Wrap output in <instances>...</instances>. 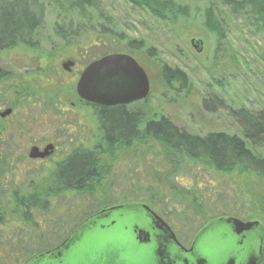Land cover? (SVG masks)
I'll return each mask as SVG.
<instances>
[{
  "label": "rangeland",
  "instance_id": "1",
  "mask_svg": "<svg viewBox=\"0 0 264 264\" xmlns=\"http://www.w3.org/2000/svg\"><path fill=\"white\" fill-rule=\"evenodd\" d=\"M174 1L186 8V16L175 18L173 14L162 13L166 17H157L146 7H136L127 0H97L86 9L85 18L75 14L65 19L58 15L69 12L71 0H47L48 11L46 9L47 14L44 16L46 23L40 33L38 46L0 50V67L10 72L9 77L0 82V109L12 106V113L6 121L0 117V125L9 128L19 121H27V113H32V109L39 111L31 106L33 102H43V105L52 102L53 109L49 110V122L42 115L37 116L40 123L35 119L31 122L33 124L30 128L33 129L27 135L30 136L19 145V136L12 137L15 156H23L21 151L27 150V140L37 145L58 141L61 151L64 150L63 147H67L73 136L71 129L60 124L64 120H53L52 114L58 113L57 108L55 109L57 103L62 104L65 112L72 108L71 104H77L75 112L98 134L93 111L78 103L75 71H80L90 61L100 59L113 51L133 56L145 68L151 81V93L145 101L138 103V107L147 111L149 118L163 116L179 128L202 137L213 132H226L242 137V129L235 113L245 109L251 113L264 110V25L249 12H235L223 0ZM208 7H212L221 20L217 33L210 32L205 27V10ZM68 21L72 23V30L76 31L79 27L82 32L78 38H68L67 41L57 36L55 30L58 26H67ZM102 24L106 30L112 29L124 36V40L112 33L101 34L99 26ZM130 40L142 41L146 50H154L152 55L145 50L128 51L126 46ZM193 41L201 44L195 47ZM199 46L202 48L201 53L197 51ZM70 61L77 63L76 67H71L72 73L62 67ZM162 64L178 67L188 75L189 93L179 85L171 88L165 85L161 78ZM61 113L62 111L59 112ZM129 159L138 165L140 175L146 182L145 186L149 189L157 188L162 194L178 190L179 187L193 190V178L175 177L173 173L177 170L170 152L155 141L137 142L129 154H108L104 161L108 166L109 162L112 163V171L110 168L107 170L112 174L120 165L130 164L132 161ZM46 167L50 171L52 165ZM205 167H196L202 174L199 186H203L206 179H209L216 185L217 182H222L235 188L238 193L235 192L232 197L229 196L231 199L223 201L232 200L238 204L236 200L239 198L247 200L257 207L256 210L264 222L263 181L240 173L223 177L224 175ZM18 178L16 186L24 181L22 176ZM119 178L120 176H115V179ZM108 180L100 176L93 185L92 189L100 193V198L108 188ZM137 187H130L126 196L132 198ZM188 193L196 198L194 191ZM116 194L119 196V192ZM65 206H71L70 202ZM0 207L4 209L6 219V224L0 225V245H3L6 243L3 238L9 239L8 237L21 233L20 229L23 227L13 214L14 203L11 198H1ZM55 211L56 207L53 206L50 216ZM202 214L207 219L206 214ZM73 220L76 221V218ZM68 228L69 226H63L61 231L51 227L46 231L58 235L57 242ZM9 244L14 246L13 241ZM20 262L14 254L0 250V264Z\"/></svg>",
  "mask_w": 264,
  "mask_h": 264
},
{
  "label": "trees",
  "instance_id": "2",
  "mask_svg": "<svg viewBox=\"0 0 264 264\" xmlns=\"http://www.w3.org/2000/svg\"><path fill=\"white\" fill-rule=\"evenodd\" d=\"M95 1L97 0H71L69 12L60 13L58 16L69 19L70 15L76 14L85 18L86 9L94 5ZM127 1L136 7H146L157 17H166L162 16V13L173 14L175 18L187 14L186 8L174 0ZM223 1L237 13L245 11L255 15L257 21L264 25V0ZM47 4V0H0V50L19 46L37 47L40 33L46 23L44 16L47 14ZM67 23V26L56 28V35L67 41L68 38H78L82 30L79 27L76 31L72 30V23L69 21ZM220 26L221 20L217 12L208 7L205 10L206 29L217 33ZM99 32L104 35L112 33L113 36L124 40V36L112 29L106 30L103 24L99 26ZM126 48L131 52L145 50L151 55L154 51L146 50L143 42L137 40H130ZM113 53L117 52L107 54ZM139 63L143 67L142 63ZM9 74L0 67V82L6 80ZM161 78L168 88L179 85L182 90L189 93L188 75L180 68L162 64ZM45 107L51 110L52 102L45 104ZM94 114L100 134L94 148L89 150L80 148L72 152L60 163L52 166L50 171L47 170V165L29 164L25 157H15L12 154L0 157V199L6 197L12 199L13 214L23 227L20 229L21 233L10 236L9 239L3 238L6 245H0V250L14 254L17 261L21 260L18 264H29L39 255L61 246L92 214L110 203L124 199L128 184L133 181L141 184L143 197L163 202L165 200V206L171 208L174 214L180 215L188 224H193L195 218L202 222L205 219L207 223L219 217L258 220L264 223L256 210L257 207L247 200L239 198L236 200L238 204L232 200L225 202L237 192L235 188L228 187L222 182H217L216 185L209 179H206L203 186H199L202 174L196 168L198 165H204L217 174L224 175L223 177L231 173H240L255 176L264 182V151L257 152L258 149L264 150V110L251 113L245 109L235 113L242 129V137L226 132H213L204 137L191 134L163 116L149 118L148 112L141 108L134 110L130 107L128 110L124 106L115 109L95 107ZM27 124L28 119L24 123L19 121L11 127L12 137L23 135ZM6 129L0 125V135L6 132ZM148 140L157 142L170 152L172 163L177 170L173 175L193 178L195 181L193 190L179 187L178 190L162 194L157 188L149 189L145 186L146 182L140 175L138 165L133 162L120 165L121 167L109 174L112 171V163L106 165L104 161L106 155L128 153L137 141ZM21 176L24 181L16 186L18 177ZM100 176L109 179L108 188L101 198L100 193L92 189ZM115 176L120 178L115 179ZM189 191H194L196 198H193ZM116 192H119V196ZM68 202L71 206L66 207ZM53 206L56 207V211L50 216ZM203 212L207 219L203 217ZM73 218H76V221ZM5 224L4 209L0 207V225ZM63 226H69L68 231L55 242L58 235H53L46 229L53 227L62 231ZM11 241L14 243L13 247L9 244ZM261 264H264V259Z\"/></svg>",
  "mask_w": 264,
  "mask_h": 264
},
{
  "label": "water",
  "instance_id": "3",
  "mask_svg": "<svg viewBox=\"0 0 264 264\" xmlns=\"http://www.w3.org/2000/svg\"><path fill=\"white\" fill-rule=\"evenodd\" d=\"M192 44L197 47L201 42L193 41ZM199 47L197 51L201 53ZM72 66V61L62 65L66 71H71ZM77 93L82 100L99 106L131 104L149 97L151 81L133 56L113 53L85 68L77 83ZM11 113L9 109L1 116L4 118ZM51 150L52 146L43 153L39 148H32L30 157L44 158ZM144 218L142 207L113 208L84 221L61 246L39 255L29 264H188L187 260L176 258L171 248L178 254L190 253L196 264H260L263 260L264 225L258 220L243 222L237 218H222L212 221L198 234L194 247L187 252L161 219H151L147 222L153 228L150 226L146 230L158 234L168 232V241L163 246L155 234L148 233L152 240L151 251L140 252L142 245L135 229L144 225ZM194 248H205L214 255L194 257Z\"/></svg>",
  "mask_w": 264,
  "mask_h": 264
},
{
  "label": "flooded vegetation",
  "instance_id": "4",
  "mask_svg": "<svg viewBox=\"0 0 264 264\" xmlns=\"http://www.w3.org/2000/svg\"><path fill=\"white\" fill-rule=\"evenodd\" d=\"M76 66H77V63L74 61L73 68ZM73 68H71V71H68V72L72 73ZM85 68H82L80 71H75V74H76L75 77L76 78L74 80L77 81L76 82V92H77V83H78L83 71L85 70ZM77 96H78V100H79L78 103L84 105V107L86 106L88 108H91L93 113H94L95 107L115 109V108L124 106L128 110L130 107H132V109H134V110L140 109L138 107V103H140V102H137V103L135 102V103H131V104L114 105V106H99V105L88 103V102L82 100L79 97L78 93H77ZM31 106L36 107L37 109H39V111L36 109H32L33 110L32 113H27V117H32L38 123H40V121L37 119V116L42 115L44 118L47 119L46 122H49L48 118H49V115L51 114L50 111H53V109L52 110L49 109L50 111L49 110L46 111V107H45V104L43 105V102H39V103L33 102V103H31ZM71 106H72V108L68 109L66 111L67 112L66 113L65 109L62 107V104L60 105L57 103L55 105V109L57 108L58 113L55 112V115L52 114L53 120L54 119L55 120H58V119L64 120L63 122H60V124L61 125L65 124L68 129H71V135L73 136V138L69 141V144L67 145V147H63V149H64L63 151H61L60 146L58 144V141L53 140V141L48 142V143H44V144L39 143V145H37L36 143H32L30 140H27V142H26L27 150L21 151V153H23V156L19 155V154H17V156L18 157H25L29 164H35L38 166L39 165L55 166L56 164L60 163L66 156H68L69 154H71L74 151L79 150L80 148H84L86 150L93 149L94 146L96 145V140L99 138L100 134L98 133L96 135V132H95L96 130H94V128L92 126L91 127L87 126L83 122L81 116L75 112V106H77V104H71ZM3 108H4V112H5L6 110L12 109V106L11 107L4 106ZM3 108L0 109L1 115L4 113ZM61 111H62V113L59 114V112H61ZM93 115L95 118V114H93ZM63 116H64V118H63ZM0 117L2 120L6 121L10 116L5 117V118H2V116H0ZM32 118H27L28 119L27 128L25 131H23V135L19 136V139H17V145H19L22 140H24L30 136V135L29 136H27V135H28L29 131H31V129H33V128L30 129L31 124H33L31 122L34 121V119L32 120ZM95 122H96V119H95ZM11 127H12V125L6 129V132H3L0 135V157L9 156L11 154L15 156L16 149H14V147H13L12 134H10ZM96 127H97V131H98L97 122H96ZM137 142H140V141H137ZM137 142L135 144H137ZM48 146H52V150L50 151V154L47 155L46 157L37 158V159H32L30 157V153H31L32 148H39L40 152L43 153V152H45V150ZM121 153L123 154L124 152H121ZM121 153H119V154H121ZM128 154H129V152H128ZM129 161H132V160L129 159ZM126 186H127V184H125V188H126ZM135 186H138V187L136 188V193L135 192L133 193L132 198L126 196V194H125V196H124L125 198L120 200V202L112 203V204L110 203L109 205H106L104 208L99 209L97 212L92 214L86 220H88V219H90V218H92L98 214L109 211L113 208L128 207V206L142 207L143 216L145 217L143 219V221H145V220L146 221H145L143 226L139 225L135 229L139 243L142 246H144V247L139 246L140 252L151 251L150 245H151L152 240L149 238L148 233L150 234L153 232L147 231L146 229L150 226H151V228H153V225L148 223L147 221L150 222L153 219L154 220L158 219V218L161 219V221H163V223L165 224L166 228H168L169 233L171 231V233H173L175 235L176 240L178 241L180 246L185 251L189 252L194 247L195 239L198 236V234L206 226H208L209 223H211L212 221H217V219H222V218H235V217H219V218H216V219L212 220L211 222H207V223H204L202 221H197V222H194L193 224H188V222L186 223L185 221H183V218H181L180 215L174 214L171 208H168L165 206V202H166L165 200L163 202V200L143 197V195L141 194V187L142 186L137 181H133L130 184H128L129 188H127V190H130V187L135 188ZM124 192H125V190H124ZM239 220H241V219H239ZM140 221H142L141 217H140ZM195 221H196V218H195ZM241 221L249 222V221H253V220H241ZM153 234H155V236L161 240V244L163 246H164V243L168 241V237H169L168 232H164V234L163 233L158 234L155 231ZM185 240H187V242H184ZM171 251L174 253V256L176 258H181L183 261L187 260L186 262L188 264H196V260L191 256L190 253H183V254L179 253L178 254V253H176V251L173 248H171ZM194 251H196L193 255L194 257H198L200 255L201 257L205 258V257L209 256V253L211 255H214L211 252H209L208 250H206L205 248L198 249V250H196L194 248ZM261 254H262L263 259H264V242L262 245ZM216 258H217V256H216Z\"/></svg>",
  "mask_w": 264,
  "mask_h": 264
}]
</instances>
